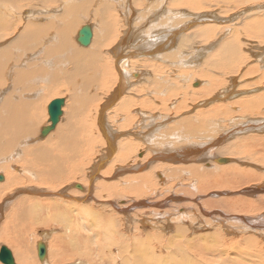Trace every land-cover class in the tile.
<instances>
[{"label":"rangeland","instance_id":"1","mask_svg":"<svg viewBox=\"0 0 264 264\" xmlns=\"http://www.w3.org/2000/svg\"><path fill=\"white\" fill-rule=\"evenodd\" d=\"M56 1L57 3L55 1L53 2L48 1V2L52 4L55 3L54 5H56L57 7L62 6L63 4L62 0H56ZM110 1L114 2L115 4L117 3L116 5H118V6H115L117 10L115 9L114 11H112V9H109L111 12L110 13L106 12L107 14H109L107 15L109 17L108 20L110 19L112 20V21L110 20V23L113 25L111 26L112 28L110 32L111 34L113 32L112 31L113 28H115L117 32H122L123 29L130 30V31L137 30L139 26L146 21V17H144V15L146 16L147 14V17L151 16L157 10L156 7L158 5L160 6L159 8L162 12H164L165 8L167 10L172 9L175 12L177 11V13L180 14L181 18L174 17L175 19H185V18L192 19L194 16L192 14H195L196 12H199V11H202L205 14H208L210 17H211V14L213 13H217L218 15L225 17V16H230V14H233L239 9H242V4H237L236 2L233 3L230 0H227V1L226 0H204V3L202 4L203 7L199 8V10L197 8H193L190 6H189L190 9L188 10V7L186 6L184 7V5H179L180 7L178 9L170 8L166 5V0L165 2H163L162 0H159V2L158 0L156 1L155 0H129L128 3H127V0H114V1L110 0ZM23 3L25 6L24 9L25 8L28 9V8H31L32 6H36V3L34 1H31L30 3H25V1H23ZM23 3L21 4L23 5ZM130 3L132 4V7L134 8L135 12L132 15H130L129 17L130 22H128L129 19L125 21L124 18L128 16L129 12L126 8V5ZM236 6L238 7L235 8ZM243 6H245L246 11H242L240 13L241 17L239 18V20L238 21L233 20L234 24L228 23L229 25H225L226 27H223V28L218 27V29H216L214 32V34H218V36L214 39L211 38L209 41L212 42L213 40H215V42H217L219 38H221V40L224 37L229 38L231 34L236 33V35H238L237 39L239 38L238 40L241 44L243 53H245V55L250 60L249 61L247 59V62L245 61L244 63L245 67H242L239 71L237 68V70L233 74L226 75L224 72H222V70L218 71V69L207 65L205 61L207 57L211 54V49H212V48L210 49V46L208 45L209 43L208 39L203 38V37L197 39V38H194L193 36L192 40H194L195 44L193 43V41H192L193 45L190 44L191 42H189L190 45H187L185 48H180L179 51L174 49L178 45L173 46L172 49L177 52V55L175 57H171V58L165 57V59H162L164 64H168L170 66V67L168 66L166 73L168 71V74H170L169 75L170 77L168 76L167 78L170 81V84H172L171 87L173 89L171 88V90L170 89L166 90L165 88L164 90L162 89L159 83V89H162V90L159 91L160 92L159 94H156L157 96L156 95L152 96L153 95L152 91L149 90L151 89L152 85H149L150 84L149 82L144 81L145 76L142 77L140 75L141 76L140 78L142 80L141 79L139 80L138 76H137L138 78L136 79L135 78L133 79V77L131 76V73H133V71H140V73H142L146 69H148V68H144V65H142V62L135 59L137 62V63L134 62L135 65L132 62L133 64L129 63L127 67H123L124 66L123 63H119L115 66L114 60L120 59L122 56L126 55L127 50L128 51L131 50V48L126 46V43H123L120 46L121 49H114L118 47V45H116V43H118L117 40H114L115 42H112L109 46L95 47L97 46V42H96L97 32L100 34L99 35L100 38H102L104 35L103 33H101V31L106 30L105 26L102 25V23L100 22V19H99L100 16L98 15V9H95V11L91 15L87 14L85 16L87 18H82V17L80 18L81 25L83 26L87 24L90 25L93 30L94 36L96 33V36L94 37V43L89 44V46H92L90 48L91 52H93L92 50L98 51V52L96 51V54L98 55V60H99L98 64L102 66L101 69L99 70L101 71L100 74L98 73L99 71L93 72V75H94L93 77L95 78H90L91 80L87 81L88 84L82 82V79L78 80L77 83L74 82L73 80L68 82L66 81V77L63 78L64 75H66L64 74L61 76L62 83H60L59 85H55L56 87L53 88L55 89V91L53 89L49 91L48 89L50 86H53L51 79H49L48 82L45 81L42 85L38 84L40 88L38 91H36L38 92V94H40V95L36 94V96L37 95L40 96L39 99L42 98L39 104L44 106V107L39 106V109L40 108H43V109H40L41 120L39 123H36V125L38 126V132L36 134H39V130H40L39 127H41L43 124L48 122V119L50 118V116L48 115V108H47L48 105L47 104L51 100L55 99L56 97H64V98L67 97L68 99L67 101L68 105H67V108L65 106L66 111H64L65 112L63 116L64 119H62V126L60 127L64 129L71 123L76 122V124L74 125V129L75 130L79 129L80 132H83V135L82 134L80 135L77 132V135H79L78 137H80V140L78 142L80 148L76 147L74 151V153H76L74 157L75 159L70 158V162L73 161L75 162V164L72 162L73 164L69 163L70 165L67 164L66 166L69 172L71 169V172H70L71 175H68L67 177L65 176L62 179V181H60L59 183L57 182L49 183L50 182L49 177H45V181H41L38 177L35 179L34 177L29 175L24 170V168H28V169H31L32 171H36L35 175L38 176L37 175L38 168H35L32 165L28 166L30 164L29 157L27 158L25 156L19 157L18 158L19 161L17 160L16 163H14V165L10 164L13 162V160L9 159L10 158L9 155L6 157L3 156L1 158V164L5 163L7 169H10L8 170L9 174L10 172H12V174L17 173L20 176H23L24 177L23 179L25 180V182L22 181V183L18 185H14V187L11 190L10 188H8L10 190V191L7 190L8 193L4 191L5 189L0 190V204L7 203L3 208V211L5 210L4 213L7 215L6 216L5 214L0 215V233L2 229H4V232H7L8 230H10L8 234H12L11 231H12L13 225L15 224L16 227L14 228V231L18 233L19 235V237H14V240L12 239L11 242H8L7 239L0 236V245L5 244L9 246L10 248H13L12 249L13 251L16 250L15 251L16 257H18V254H19L18 251L20 250L21 255H24V259L23 261H20L21 259L16 258V264H39V263L43 264L45 258L43 259L39 257V259H37V247L35 244L39 240L43 241L44 244L47 243V246L50 247L49 256L45 260V263L47 262L46 264H125L127 262L125 260L127 257L131 261L130 264H138L139 262L135 258V255L136 254L138 255V253H139V256H142L145 259V262L142 261V263L144 264L148 263V261H149V264H264V129H261L262 131H260V133L258 134L257 132L255 133L253 131H248L245 133H236V136H235V132H231L232 131L231 127L234 126L233 121H235V120L232 121V118L238 117L239 114H241V112L238 115L237 113H235V111L238 110V108H236L238 107V105L234 103L237 100L236 98H238V96H235L236 89L239 86L242 87L251 82L259 84L261 81L262 82L261 88L257 87V84H256V85L249 86L247 88L244 87V90L253 91L255 89V92L257 94L260 92H264V65H262L263 61L261 62V59L256 60L251 55V54H259V55L261 54L260 53L261 49L264 48V36L255 37V34L257 31L254 29V27L250 26L249 31L244 27V25L248 24L250 21H253L251 23H254V22H259V20H263L264 13L260 14L259 13L260 11H257L261 9V7L251 6V5H248V6L243 5ZM145 11L146 13H144L143 15L141 12H145ZM187 13H189L188 17H186ZM114 15H117V16L115 17ZM218 15L216 17H220ZM242 15H244L243 20H242L243 18ZM42 16H44V14H42ZM87 20H92L94 22L89 23ZM139 22H140V25H139ZM148 24L150 23H147L145 28L150 26V25L148 26ZM224 24L225 23H223L222 25ZM136 25H139V26H136ZM227 27H229L231 31L229 30V28L227 29ZM79 28L80 26L77 28V30H73V35L76 34V36L75 38H72L69 41H72L74 50L76 49L77 50H87L88 48H84L86 46L80 44L77 41V37L80 31L78 30ZM52 32L54 33V30ZM252 32L254 35H252ZM118 35H119L118 37H120L122 33H119ZM55 41H56V37L53 38V41L50 42L49 46L53 47ZM168 45L169 44L166 43L165 47H168ZM124 46L127 47L126 50H124ZM194 46L195 48L192 49V47ZM167 50H168L167 48H164L157 55H160V53L166 52ZM169 51H171V49ZM42 54L36 57L37 59H34V61L40 64L42 62L41 61ZM195 54H199L200 57L197 60H191L193 59V56ZM157 55L155 56L154 55H150V56L144 55V57H149L157 61ZM201 56H203V59L201 58ZM61 57H62L61 55H58V58H61ZM111 57L113 58L112 62L108 60ZM185 59L186 60L189 59L190 63L189 64L183 63L182 60L185 61ZM262 59L264 60V57ZM106 62L107 64H109L110 62V65H112V67L114 63V66L117 72H115V69L113 70L110 69L111 72L109 70L105 71L103 69L104 68L103 66H105ZM66 63L67 65L65 66ZM94 63H95V59H91L89 61L90 65H93ZM58 64L62 65V61H60ZM52 65L55 66V63H52ZM63 66H64L63 67L64 70H66L65 67L68 66L67 68L68 70L71 67V62H65L64 60ZM161 69L164 70L165 67H162ZM248 69L251 71H254V73L246 74ZM38 70L40 72H43L46 75L45 79H47V72L45 71V69L40 68ZM121 71L125 76H127L126 80L130 81V85H129L130 88L129 87L126 88L125 95L126 97L131 98L134 101L137 100L136 101L137 105L133 106L130 109L132 114L130 113V111L127 112V114L130 116H127V114L125 115L124 113L126 112L122 113V112L116 111L115 106H114L115 110L113 107L111 109L112 111L111 112L109 111L110 113L107 112L106 113L107 115L105 114L106 119L104 117V121L107 120L106 123H108V128H109L108 131L109 130L114 131V133L116 134L118 131H121V132L124 131V130H120L121 128L123 129L126 128L128 133L129 131L133 132L134 129H135L134 132L137 133L139 130L137 128V125L140 124L139 119H141L139 110L141 111L147 110L146 108H144V106H142V104L145 102L147 103L149 101L153 102L154 98L156 99L155 100L156 104H154L156 105V107H159V106L163 108H165V106L167 107V109L162 110V111H160L159 109H157V111L154 110L156 114L160 116L166 115L170 117L171 119H173L171 123H169V120L165 123L164 117L161 116V118H158V117L155 118L156 119L154 120L155 122L165 123L164 125H161V127L159 126L160 129L157 128L159 129V131L155 132L156 135H158L163 130L167 131V127L175 128L178 125V122L186 118L191 117L190 118L191 120L196 121V119H198L201 116L199 115V112H203V111L205 112L209 110V107H212L215 105H219V106L226 105L229 107L228 108L229 111L231 110V112L233 113L230 116H224V117H221L220 119H217V118L214 119V121H216V124H217L216 126L219 128L218 129L216 126L211 127V129L215 133L213 132L212 135L207 134L205 136H200L196 134V131H194V135H190L187 141L192 142V143L196 142V144L200 143V148L197 152H200L203 155V153L207 151V149L215 145V144L209 145V143L217 142L220 139L222 133H224L225 131L227 132L230 131L231 133L228 134V138L231 137L233 141L232 140L230 141L229 139L228 143L226 142L224 145H222V148L224 147H226L227 149L229 148L228 152L225 154H221L219 153V151L213 150V152H215L214 155L215 156L224 155L227 157L229 156L230 158L234 160L233 163H231V165H233L235 169L240 168L239 170L241 172L243 171V173H250V175H254L256 178L253 180H250L252 178L244 179L243 177H238L237 179L233 178L232 180V178H229L227 176L230 181L226 180V182L224 183L215 181V183H212L210 181H207L206 179L201 180L199 178L200 175H197L194 173L192 174L186 173L185 177L182 176V177H178L173 180H170V184L168 182L169 180L168 181L166 180L164 182L166 184H164L162 183L161 178L157 177L156 174L157 172L165 168L158 167V169L160 170L157 171L155 167L152 166L150 167V169H147L146 171L152 175L154 174L153 180H155L156 177L159 180L158 181L155 180L156 182L153 181L152 183L149 184V188L151 189L149 188H147L148 190L146 189V192L144 193L145 195L143 194L142 196L143 198L141 196L134 194L133 192L132 193L121 192L122 186L124 185L127 186L128 183L121 184L118 187L119 183L123 182V180H126V179L129 180L133 178L134 176H137V174H139L141 171L128 170L127 171L128 173L127 172L122 173V174L114 173V170L117 171L119 166L120 167H122V165L125 166V163H119L118 161H116L115 164H112V162L114 161V157L117 155L118 149L120 147V144L118 142L121 140L120 139L121 137H118L117 140L119 139L120 140L117 142L115 140L116 138L114 139L112 138L116 142V143L113 142L114 144H113L112 151L114 150L115 152L113 153L114 154L113 159H111L110 163L103 166L104 169H101L103 172L102 171L100 172V177L99 175L94 176L95 181L93 180L94 183L93 182L91 183V180L89 178V173H90V170L92 169L91 166L96 164L99 157H101L104 153L109 152V149H107L108 148L107 142L105 143L106 141L105 136L102 134V131L98 129L99 124H98V120L96 119V113H97L96 111H98L97 108L106 101V98L109 96L111 91L117 88L116 84L119 83V79L116 80L115 76L117 75L116 73L121 72ZM151 72L152 71L149 69L150 78L152 77ZM58 73L60 75L62 74L61 71H58ZM231 75L235 77V80L237 77V80H236L237 88L230 87V76ZM238 78L240 79V81L238 80ZM154 79L160 80L161 76L159 74H156V77H154ZM115 81L116 82L118 81V82L115 83ZM171 81L173 83H171ZM195 81L199 83L197 86L194 85V83H196ZM199 81H201V83ZM238 83H239V86H238ZM29 84L31 83H27V81L24 79L23 84L20 85L18 89H16L14 87V82H13L14 90H19L20 93H25L24 96H20V101L22 100L24 102H28V101L33 102L30 96L31 94L27 89ZM212 85L213 87H215L214 85H216L215 91L212 92L210 96L209 95L205 96L204 90L206 88H210ZM4 86L5 84L1 85L0 88ZM138 87L140 88L138 89ZM226 89L235 90L234 97L223 98V99H220L219 101L211 99L218 93L222 95L223 94L222 90H226ZM7 92H11V90H7ZM54 93L56 95L58 94L59 95L55 96ZM254 95L256 94L250 93L244 96L250 97ZM46 98L48 101L47 103H46ZM207 98H209L208 105H203L202 101H206ZM231 100L233 102H231ZM76 110L79 112H76ZM137 110L138 112H136ZM258 110H259L257 111L258 114L255 113L251 115L253 117H255L254 115H257L258 119H260V117L264 118V105L258 106ZM148 111H150L151 113V110H148ZM159 111L162 112V114ZM243 115L245 116V114ZM125 116H127V119H124ZM244 119L245 117H242V119L241 118L236 119V121L240 122L241 120V123L239 124H242L246 122ZM131 121H132L131 125L127 127L122 126L123 122L131 123ZM210 121H213V119L211 118ZM168 123L171 125H169ZM206 127L207 126H201L199 128L204 129ZM66 131H68V129H66ZM56 133L57 132L55 130L51 133L52 135L45 137L46 140L45 138L41 140H44V143L52 142L55 139ZM101 135L104 137L101 138L100 137ZM235 138H237L238 140ZM130 141L134 145L135 144L139 145L141 142L140 144L141 146L145 142L144 139L139 137L137 134L135 135V133L131 135ZM33 144L34 143H31L28 146L33 148ZM227 144H230V145L227 146ZM144 145H145V149L149 151L143 150L144 148H140L139 149L140 151L138 152L136 151L138 146L136 147L134 146L135 148L132 153L133 155L131 156L132 159H130V163H132V165L135 164L136 161H139L138 163H140V160L141 162H143V164L147 163L148 161H146L147 159L146 157H148V155H149L148 159L153 157L151 156L153 154H150L152 153V151L148 148L150 147V145L147 140ZM144 145L142 147H144ZM235 146L237 147L235 148ZM240 146H242L241 149H240ZM144 151L146 154L144 153ZM70 153L74 156L73 152L69 151V154ZM136 155H138L139 158H141L142 156L143 159L141 158L138 160L137 158L136 161H133ZM161 161L162 163L171 162L168 160H164V161L161 160ZM161 161L158 160V162H161ZM204 161H207V160H204ZM209 161H211L213 165H211L210 163V165L206 166L205 164L209 162L201 163V166L204 167V168L202 167L203 169L212 170L215 167L214 164L216 162H214V160L211 158ZM216 164H220V163H216ZM22 165L24 166V168L22 167ZM16 166L18 168H16ZM37 166L39 165L37 164ZM107 166L109 169H107ZM154 166H158V165H154ZM39 168H42V167L40 166ZM152 168L153 170H151ZM106 170H108L109 172H106ZM146 171L144 169V171H142L143 173L141 172V174L147 173ZM115 174L118 175V177L122 179V181L119 180L118 178L116 179V177H114ZM0 175L3 176V179H0V184H2L5 182L6 176L5 174L1 172H0ZM25 177H27L28 179H26ZM190 177L193 178L194 182L193 180H191L192 178ZM98 179L100 180V182ZM117 181H120V182H117ZM199 181H200V184H199ZM70 183L72 185H74L73 183H81L85 187H87L88 185H91V187L88 186V189L89 187L91 188V191H92V193L90 191L91 195H89L88 191H86L87 192L86 193L77 187L75 189L73 187L72 189L71 187L72 185ZM155 183L158 184V187L160 189H158L155 192V194H153L154 193L153 187L156 186ZM99 184L102 185V188L101 186L97 187V185ZM152 184H155V185L153 186ZM109 186H114L115 189L117 188L118 189L117 191L120 192L119 194L120 196L112 195L113 196L112 197L105 190V187H109ZM162 186L164 187L162 188ZM67 187L68 189L71 188L69 189L70 191H66V193L68 192V195L70 194V196L68 197H65L66 194H63L64 196H57V198H55L56 196L49 197L47 196L48 193H45V195L42 196V194L40 193L31 191V190H46V191H61L62 192L61 189H63V192L65 193V190L67 189ZM92 187L93 188L95 187V189L93 190ZM257 189L259 190L257 191ZM14 192L15 193L17 192L19 195L18 194L13 195ZM7 195H10V196L12 195L11 196L13 197L11 198L12 200L9 199V197H6ZM73 195H75V197H73ZM82 195L85 198L82 199ZM32 196L33 197L36 196V197L32 198ZM123 196L124 197L126 196V198L129 196L127 199H124L125 200L124 202H121V203H125L124 205L120 203L121 197ZM69 197H71V199L74 198L76 201H74V199L71 200ZM57 199L60 201H58ZM90 199H93V200L96 199V200L92 201ZM135 199H137V201ZM4 200H6L5 201L6 203L4 202ZM8 200H9V203H8ZM112 200L115 202H113ZM40 201L44 205L43 208L42 209L35 208L40 203ZM109 201H112V204L114 206L111 204V202L109 203ZM17 202L19 204V208L16 207ZM64 203L74 207L75 209H78V212H75L74 210L73 211L74 214H72V212H70V209L65 210ZM106 203H109L110 205L108 204V206H106L105 205ZM149 203L152 205H150ZM140 205H142L143 207ZM250 205H254L259 209H255L254 211H251L249 208ZM119 206H121V208H119ZM133 206H135L136 208H134ZM13 207L16 209L14 210ZM183 207L185 209H183ZM23 209L27 210L26 215L21 216L17 214V211L20 212ZM135 209L136 211H134ZM186 210H187V213H186ZM118 211H119V214L122 212L121 213L122 217L121 215L118 216L117 214ZM181 212L183 213L181 214ZM76 214H79V215H76ZM178 214L180 215L181 218L179 217ZM75 215H76L75 218L72 217ZM81 215H84V216H81ZM86 215L89 219V222H87L88 219L87 217H85ZM7 218H9V220H6ZM84 218H85V223H83ZM3 219H5L6 221ZM92 221L95 223H93ZM4 222H6L8 225ZM10 223H12L13 225ZM5 225H7L8 227L7 229L5 228ZM21 227H22V232H23L22 234H20ZM123 227H125V229ZM120 236H122V238ZM207 236L209 237L208 239H207ZM159 237L162 238L161 240H163L161 243H160V239L158 241L155 240ZM120 240L121 242H119ZM248 240L251 241L249 242L250 244L247 243ZM137 241H138L137 244L140 246H138L137 244L136 246H138L139 249L143 251L141 250L139 251L138 247H136L137 250L134 251L133 245ZM176 242H181L184 245L181 246L180 244ZM39 243L37 244V246L39 245ZM178 245H180L181 248L177 252L176 249L178 248ZM212 245H213V249L211 247ZM35 247H36V250H35ZM121 250H125L127 252V254H123L125 256L124 259L121 257ZM135 252L137 253L135 254ZM145 252L146 253L148 252V253L145 254ZM1 262L2 261L0 260V264H2Z\"/></svg>","mask_w":264,"mask_h":264},{"label":"bare ground","instance_id":"2","mask_svg":"<svg viewBox=\"0 0 264 264\" xmlns=\"http://www.w3.org/2000/svg\"><path fill=\"white\" fill-rule=\"evenodd\" d=\"M23 1H25V3H30L31 1H34L36 3V6H32L31 8H28V9L25 8L24 9L25 6H24ZM48 1H51V2L55 1L57 3L56 0H0V84L1 85L5 84L4 87L0 88V172L5 174V176H6L5 182L0 184V190L5 189L4 191H6V193H8V191H10L14 187V185H18V184L22 183V181L25 182V180L23 179L24 178L23 176H20L17 173H14V174H12V172H10V174L8 173V170H10V169H7L5 163L1 164V158L3 156H5V157L8 155L10 156L9 159L13 160V162L10 163L11 165H14V163H16L18 158L21 156H25L26 158L29 157L30 164L28 166L32 165L33 167L38 168V170H37L38 176L35 175L36 171H32L31 169L24 168L23 165H22V167L24 168V170L29 175H31L35 179L38 177L41 181H45V177H49V181H50L49 183H51V182L59 183L60 181H62V179L65 176L67 177L68 175H71V173H70L71 169L69 168L70 169V172H69L66 166H67V164L73 162V161L70 162V158L72 159L75 157L76 153H74V151H75L76 147L80 148L79 143H78L80 140V137H78L79 135H77V132L80 135L81 134L83 135V132H80L78 128H77L78 130H75L74 125L76 124V122L71 123L72 121L70 122L71 124L68 125L67 127H65L64 129H62V127H60V126H62V119H64L63 118V116L65 114L64 111H66V108L68 105L67 104L68 99L66 97L65 98V104L62 107L63 114L61 115L58 123L55 125L56 128L55 129L53 128L54 130L50 129V131L47 135H44L42 133L43 128L46 125L52 124V122L50 121V118H49L47 123H45L41 127H39L40 128L39 134H36L38 132V126L36 125V123L40 122V120H41L40 109H43V108L39 109V106H42L39 104L40 100L42 98L39 99L40 96H38V95H40V94H38V92H36V91H38L40 88L38 86V84L42 85L45 81L48 82L49 79H51L52 84H53V86H50L48 88L49 91H51L54 87H56L55 85H59L60 83H62L61 76L64 74H66V75H64L63 78L66 77V81H68V82L73 80L74 82L77 83L78 80L82 79V82L88 84L87 81H90L91 80L90 78H95V77H93L94 76L93 72H97L101 69L102 66L98 64L99 60H98V55L96 54L97 50H92L93 52H91L90 48L92 46H89V44L84 45V46H86L84 48H88L87 50H77V49L74 50V47L72 45V41H69L72 38H75V36H76V34L73 35V30H77V28L79 26H80V28L78 30H80L81 28L84 27L83 25L80 24V18L81 17L87 18V17H85L87 14L91 15L95 11V9H98V15L100 16L99 17L100 22L102 23V25L105 26L106 30L101 31V33H103V35H104L102 38H100V36H99L100 34L98 32H97V36L95 33L96 42H97V46H95V47L109 46L112 42H115L114 40H117L118 43H116V45H118V47L114 48V49H121L120 46L123 43H126V46L131 48V50L130 51L127 50L126 55L122 56L120 59H118V60L115 59L114 60L115 66L119 63H123V65H124L123 67H127L129 65V63H132V62L134 63V62H136V60H139L140 62H142V65H144V68H148V69H146L142 73H140V71H133V73H131V76L133 77V79L134 78L136 79L139 77V80L141 79L140 78L141 76L142 77L145 76V78H144L145 80L144 79L143 80L145 82H149L150 83L149 85H152L151 89H149V90L152 91V94H153L152 96H155L156 94H159L160 93L159 91L162 89L165 90V88H166V90H168V89L171 90V88H172L171 87L172 84H170V81L167 78L170 74H168V71L166 73V70L168 69L169 65L164 64L162 59H165V57L166 58L175 57L177 55V52L172 49L173 46L178 45L174 49L179 51L180 48H185L187 45L192 44V41L194 43V40H192L193 36H194V38H197V39L202 38V37L207 38L208 42L210 43V44L208 43V45L210 46V49L211 48L212 49H211V54L207 57V59L205 61V63L207 65L218 69V71L222 70V72H224L226 75L227 74H233L237 70V68L239 71L242 67H245L244 63H245V61L247 62V59L249 60V58L245 55V53H243L241 44L238 40L239 38L237 39L238 35H236V33L231 34L229 36V38L224 37L222 40H221V38H219L217 40V42H215V40L210 42L209 40L211 38L214 39L218 36V34H214L215 30L218 29V27L223 28V27H226L225 25H229L230 23H233L235 20H237V21L239 20V18L241 17L240 13L242 11H246L245 6H243V5H246V6L251 5V6L261 7V9H259L257 11H260L259 12L260 14L264 13V9H263L264 8V0H230L233 3L236 2L237 4H242V9H239L238 11L234 12L233 14H230V16H225V17L220 16L217 13L211 14V17H210L208 14H205L204 12L199 11V12H196L195 14H192V15H194L192 19H187L185 17H184L185 19H175L174 17H180V14L177 13V11L175 12L172 9L167 10L165 8L164 12H162L159 8L160 6L158 5L156 7L157 10L149 17H147V14H146V16L144 15V13H146V11L141 12L144 15V17H146V21L144 23H142L141 25L139 22L140 26L136 25V26H139V28L137 30L130 31V30L123 29L122 32H117V30L115 28H113V30H112L113 32L111 34L110 33L111 29H112L111 26H113V25L110 23L111 19L108 20L109 17L107 15H109V14H107V13L111 12L109 9H112V11H114L116 9L115 6H118V5H116L117 3L115 4L114 2H112L110 0H93L95 2H93L92 0H62V2H63L62 6L57 7L56 5H54L55 3L52 4V3H49ZM128 1L129 0H127V3H128ZM162 1L165 2V0H162ZM158 2H159V0H158ZM21 3H23V5ZM203 3H204V0H166V5L170 8H174V9H178L180 7L179 5H184V7L185 6L188 7V10L190 9L189 6L193 7V8H197L199 10V8L203 7V5H202ZM52 7H54V8H52ZM237 7L238 6H236L235 8H237ZM126 8H127L129 13H128V16L124 18L125 21H127L129 19L130 15H132L135 12L131 3L127 4ZM249 11H251V10H249ZM189 13H187L186 17H188ZM42 14H44V16H42ZM217 15L220 16V18L223 20L219 21L220 19L216 18ZM114 16L116 17L117 15H114ZM242 17H243L242 18V20H243L244 15H242ZM206 19H208V20L205 22L202 21V20H206ZM230 20H234V21H230ZM87 21L89 23L94 22L92 20H87ZM194 21L197 23L194 24ZM128 22H130V19L128 20ZM251 22H253V21H250L248 24H245L244 27L248 31L250 29V26L254 27V29L257 31L255 34V37L264 36V19L259 20V22H254V23H251ZM147 23H150V24H148V26L149 25L150 26L145 28ZM216 23H218V24H216ZM221 23L222 24L225 23V24L222 25ZM228 28L229 27H227V29ZM53 30H54L55 34L52 32ZM229 30H230V28H229ZM119 33H122V35L120 37H118ZM252 35H254L253 32H252ZM95 36L93 34V38H92V41L90 42V44L94 43V37ZM224 36H226V35H224ZM52 37L53 38L56 37V41L54 43V46L50 47L49 44H50V42L53 41ZM77 41H78V37H77ZM165 41L167 44H169L168 47H165L166 46ZM189 42H191V43L189 44ZM80 44H82V43H80ZM127 47L124 46V50H126ZM164 48H167L168 50L166 52L160 53V55H157ZM193 48H195V46L192 47V49ZM114 49H112V50H114ZM170 49H171V51H169ZM32 51H34V52H32ZM260 53H261L260 55L259 54H251V55L256 60L261 59V62L263 61L262 65H264V60L262 59L264 57L263 56L264 48L261 49ZM41 54H42V56H41L42 62L39 64L38 62L34 61V59H37L36 57H38ZM58 55H61L62 57L58 58ZM144 55H149V56L150 55H154V56L157 55V61H155L149 57H144ZM194 56H193V59H191V60H197L200 57L199 54H195ZM111 58H109L108 60L112 62L113 58L112 59ZM201 58L203 59V56H201ZM91 59H95V63L93 65L89 64V61ZM64 60H65V62H71V67L68 70H67L68 66L65 67L66 70H64V68H63L64 67L63 66ZM32 61H34V62H32ZM60 61H62V65L58 64ZM182 62L189 64L190 60L185 59V61L182 60ZM52 63H55V66H53ZM114 63H113V67H112V65H110V62H109V64H107V62H106L105 66H103L104 67L103 69L105 71L109 70L110 72H111L110 69H112V70L115 69V72H117L116 68L114 66ZM66 65H67V63L65 64V66ZM134 65H135V63H134ZM162 67H165V69L162 70L161 69ZM40 68L45 69V71L47 72V79H45L46 75L43 72H40L38 70ZM149 69L152 71L151 72V74H152L151 78H150V74H149ZM58 71H61L62 74L60 75L58 73ZM207 71H209V70H207ZM100 72L101 71H99L98 73L100 74ZM172 73H173V71H172ZM252 73H254V71H251L249 69L246 72V74H252ZM94 74H96V73H94ZM116 74H117L115 76L116 80L119 79V83H117L118 81L117 82L115 81V83H117L116 84L117 88L111 91L109 96L106 98V101L102 105H100L97 108L98 111H96L97 112L96 113V119L98 120V124H99L98 129H100L102 131V134L105 136V139H106L105 143L107 142V146H108L107 149H109V152L104 153L101 157H99L96 164L91 166L92 169L90 170V173H89V178L91 180V183L94 180V176L99 175V177H100V172L102 171L101 169H104L103 166L110 163L111 159H113V157H114L113 153H115L114 150L112 151L113 144L116 143L117 141H119L120 139L121 140L118 142L120 144V147L118 149L117 155L115 156L116 159L114 157V161L112 162V164H115V162L118 161L119 163H125V166H123V165H122V167L119 166L117 171L114 170V173H116V174L126 173L128 170L141 171L142 172V171H144V169L146 171L147 169H150V167L153 166V167H155V169L157 171L160 170V169H158V167L159 168H162V167L165 168V169L157 172L156 175H157V177L161 178L162 183H164L166 180L167 181L169 180L168 181L169 184H170V180H173L175 178L182 177V176L185 177L186 173H190V174L194 173V174L200 175L199 178L201 180L206 179L207 181H210L212 183H215V181L224 183V182H226V180H229L228 177L232 178V180H233V178L237 179L238 177H243L244 179L252 178L250 180H253L256 178L254 175H250V173H243V171L241 172L239 170L240 168L235 169L234 166L231 165V163H233L234 160L232 158H230L229 156L228 157L224 156V155L223 156L222 155L221 156H215L214 155L215 152H213V150L219 151V153H221V154L227 153L229 148L228 149L226 147L222 148V145H224L226 142L228 143L229 139H230V141L231 140L233 141V139H231V137L228 138V134L231 132H235V136H236V133H245L248 131H253L255 133L257 132V134H258V133H260V131H262L261 129H264V118L259 116L260 119H258L257 115H254L255 117H253L251 115V114H255V113L258 114L257 111L260 110V109L258 110V106L264 105V92H260L257 94L255 92V89L253 91L244 90V87L247 88L249 86L256 85V84H257V87L261 88L262 87L261 81L259 84L251 82V83H248L242 87H240L239 83H238L239 87L237 88L236 87L237 77L235 80V77H233L231 75L232 77L230 76V87H236L238 90L237 89H236V91L235 90H228V89L222 90L223 91L222 95L220 93H218L217 95H215L214 97L211 98V99L217 100V101H219L220 99H223V98H232V97H234V91H235V93H236L235 96H238V98H239V100H238V98H236L237 100L234 102L236 105H238V107H236V108H238V110L237 111H235L234 109L233 110L235 111V113H237V115L240 112H241V114H239L238 117H233V118L231 117L232 121L235 120V121H233L234 126L231 127L232 131L231 132L225 131L224 133L221 134V137L217 142L209 143V145H214V144L215 145L213 147L207 149V151H205L202 155V153L197 152L200 148V143L196 144V142H193V143L189 142V141H187L188 137L190 135H194V131H196V134H198L200 136H205L207 134L212 135L214 131L211 129V127L217 125L216 121H214V119L215 118L220 119L221 117L232 115L233 112H231V110L229 111L228 106H226V105H223V106L215 105V106L209 107V110H207L205 112L204 111L203 112L198 111L199 115H201V116L199 118L197 117L198 119H196V121L191 120L190 119L191 117L189 116L190 118H186V119L178 122V125L175 128L174 127H167V131L163 130L158 135H156L155 132L159 131V129H160L159 126L161 127V125H164L168 120H169V123H171L173 119L164 115V113H163L164 116H162V115L161 116L164 117L165 123L154 121V120H156L155 118H157V117L161 118V116L156 114V112L154 110L157 111V109H159L160 111H162V110L167 109L166 106H165V108H163L161 106L156 107V105H154V104H156L155 103L156 99L154 98L153 99L154 103L152 101H149L147 103L145 102L146 104L145 103L142 104V106H144V108H146L147 110H144V111L139 110L140 111L139 114L141 115V119H139L140 124L137 125V128L139 129V130L137 129L138 130L137 133L134 132L135 129L133 132L129 131V133H128L126 128L125 129L121 128L120 130H124V131L123 132L118 131L115 134L114 131H110V130L108 131L109 128H108V123H106L107 120L104 121V117L107 115L106 113L109 111L111 112L112 111L111 109L115 106L116 111L122 112V113L126 112V113H124L126 115L127 112H129V111L131 113L130 109L133 106L137 105V102H136L137 100L134 101L131 98L126 97V95H125L126 94V88H128L130 85V81L126 80L127 76H125L122 73V71L118 72ZM156 74H159L161 76L160 80L154 79V77H156ZM213 76H214V74H213ZM24 79L27 81V83H31L28 85L27 89L31 94L30 96H31L33 102H30V101L24 102L22 100L20 101V96H24L25 93H20L19 90L13 89V82H14V87L16 89H18L19 86L23 84ZM238 80L240 81L239 78H238ZM239 81H237V82H239ZM199 82L201 83V81H199ZM159 83H160V86L162 87V89H159ZM171 83H173V82L171 81ZM221 84H223V83H221ZM214 86L216 87V85H214ZM215 87H213V85H212L210 88H206L204 90V95L210 96V94L215 91ZM139 88L140 87H138V89ZM239 88H241V89H239ZM7 90H11V92H7ZM53 90L55 91V89H53ZM250 93H255L256 95L250 96V97L244 96V95H248ZM36 94H38V95L36 96ZM58 95L55 94V96H58ZM56 98H61V97H56ZM209 98H207L206 101H202V104L208 105ZM47 102L48 101L46 98V103ZM50 102L47 105H49ZM206 102H207V104H206ZM231 102H233V101L231 100ZM65 106H66V108H65ZM42 107H44V106H42ZM45 107H46V105H45ZM115 107H114V110H115ZM195 107H197V106H195ZM47 108H48V106H47ZM136 109H137V107H136ZM148 110H151V113ZM76 112H79V111L76 110ZM136 112H138V110ZM43 113H45V112H43ZM160 113L162 114V112H160ZM243 114H245V116ZM48 115H49V112H48ZM48 115H47V117H48ZM72 115H74V114H72ZM136 115H137V113H136ZM127 116H130V115L127 114ZM127 116H125L124 119H127ZM242 117H245L244 120L246 122L244 121L245 123L239 124V123H241V120H240V122H237L236 119H240V118L242 119ZM211 118L213 119L214 122L210 121ZM105 119H106V117H105ZM128 122H123L122 126L127 127V126L132 124V121H131V123H128ZM169 125H171V124H169ZM201 126H207V127L204 128L205 129L204 130L203 128H199ZM157 128H159V129H157ZM66 129H68V131H66ZM87 129H89V128H87ZM199 129H201V130H199ZM51 130H53V131L56 130V132H57L55 134L56 136H55L54 141L44 143V140H41V139L52 135L51 133L53 131H51ZM242 131H244V132H242ZM253 132H252V134H253ZM133 133H135V135L137 134L139 137L144 139L145 142L147 140L149 145H150V147H148V148L152 151V153H150V154H153V155H151L153 157L148 159L149 158V155H148V157H146L148 160L145 158L146 161H148L147 163L143 164V162H141V160H140V163H138L139 161H136L137 158H138V160L141 158L143 159L142 156H141V158H139L138 155H136V157L133 160V161H136V163H135L136 165L135 164L132 165V163H130V159H132L131 156L133 155L132 154L133 150L136 146H138L136 149V151H138V152L140 151L139 150L140 148H144L143 150H146L145 145H144L145 142H144V144H142V146L144 145V147H142L140 145L141 142L139 145L138 144L134 145L130 141L131 135ZM153 133H154V135H153ZM104 136L101 135L100 137L102 138ZM81 137H83V136H81ZM118 137H121V138L119 140H117ZM112 138L113 139L116 138L115 139L116 142ZM235 139H237V138H235ZM45 140H46V138H45ZM247 140H248V138H247ZM42 141H43V143H42ZM234 142H232V143H234ZM31 143H34L33 148L28 146ZM48 143H49V145H48ZM104 145H106V144H104ZM228 145H230V144H227V146ZM139 146H141V147H139ZM243 146H245V145H243ZM236 147L237 146H235V148ZM241 147L242 146H240V149H241ZM69 151L73 152L74 156L71 153L69 154ZM146 151H149V150H146ZM144 153H145V151H144ZM233 155H234V153H233ZM210 158L213 159L214 162L220 163V164H216V163L214 164L215 167L213 168L214 170L212 169L213 171L211 169H210L211 171L205 170V169H203L204 167L201 166V163H204V162H209V163L205 164L206 166L210 165V163L212 161V160L209 161ZM222 158H228V161L222 162L221 161ZM6 159H8V158H6ZM158 160L159 161L168 160V161H171L172 163L171 162L170 163L169 162L162 163V161L158 162ZM204 160H207V161H204ZM73 163L75 164V162H73ZM37 164L39 166H37ZM154 165H158V166H154ZM211 165H213V164L211 163ZM40 166L42 168H39ZM236 167H238V166H236ZM1 168H2V170H1ZM16 168H18V167L16 166ZM107 169H109L108 166H107ZM151 170H153V168ZM106 172H109V171L106 170ZM141 172L139 174H137V176H134L133 178H131L129 180L126 179V180H123V182L117 181V182H120L118 187L121 184L128 183L127 186H125V185L122 186L121 192H125V193L126 192H128V193L133 192L134 194L142 197L143 194L146 192V189L149 188V184L155 180H157V181L159 180L157 177L155 180H153L154 174L152 175L147 171H146L147 173L141 174ZM116 174L114 177H116V179L118 178L119 180L122 181V179H120L118 177V175H116ZM25 178L28 179L27 177H25ZM190 178H192V177H190ZM0 179H3V176H1ZM191 180H193V178ZM85 182H87V181H85ZM99 182H100V180H99ZM114 182H116V181H114ZM193 182H194V180H193ZM73 184L74 185L71 184L72 186L70 185L72 187V189H73V187H74V189L77 187V188H80L84 192L88 191L89 195H91V193H92L91 188H90L91 185L87 184L88 186H90L88 189V186L85 187L81 183H73ZM155 184H156V186L153 187ZM155 184H152L153 185L152 187L154 189L153 194H155V192L158 189H160L158 187V184L157 183H155ZM164 184H166V183H164ZM199 184H200V181H199ZM81 186H83V187H81ZM99 186H101V188H102L101 184L97 185V187H99ZM163 187L164 186H162V188ZM172 187H173V185H172ZM8 188H10V190ZM67 189H68V187H67ZM67 189L65 190V193L63 192V189H61L62 192L61 191H46V190H31V191L36 192V193H40V194H42V196L45 195V193H48L47 196H49V197L50 196H56L55 198H57V196H64L63 194H66L65 197L70 196V194L68 195V192L66 193V191H70L69 189H71V188H69L68 190ZM94 189H95V187L93 188V190ZM149 189H151V188H149ZM259 189H260V187H259ZM259 189H257V191ZM105 190L111 196L120 194V192L117 191L118 189L117 188L115 189L114 186L105 187ZM90 191H91V193H90ZM98 191H99V189H98ZM6 193H5V195H6ZM217 193H219V192H217ZM17 194H18L17 192L16 193L14 192L13 195H17ZM11 196L7 195L6 197H9V199H11ZM126 196L121 197L120 203L124 202L125 201L124 199H127L129 197L128 196L126 198ZM131 196H132V194H131ZM35 197L32 196V198H35ZM73 197H75V195H73ZM69 198L71 199V197H69ZM83 198H85V197H83V195H82V199ZM72 199H74V198H72ZM82 199H81V201H82ZM90 200L94 201L96 199H94V200L90 199ZM113 200H114V198H113ZM135 200L137 201V199H135ZM5 201L6 200H4V202ZM58 201H60V200H58ZM74 201H76V200L74 199ZM112 201H109V203L111 202V204H112ZM118 201H119V199H118ZM113 202H115V201H113ZM130 202H131V200H130ZM8 203H9V200H8ZM77 203H79V202H77ZM109 203H106L105 205L108 206ZM133 203H134V201H133ZM6 204H0V215L5 214L4 213L5 210L3 211V208ZM64 204H65V206H64L65 210L70 209V212H72V214H74L73 213L74 210H75V212H78V209H75L74 207L67 205L66 203H64ZM88 204H90V203H88ZM121 204L124 205L125 203H121ZM49 205H50V203H49ZM112 205H111V207H112ZM150 205H152V204H150ZM43 206H44L43 203L40 201V203L35 208L42 209ZM121 206H119V208H121ZM140 206H142V205H140ZM16 207L19 208L18 202H17ZM20 207H21V205H20ZM133 207L136 208L135 206H133ZM134 208H132V209H134ZM249 208L251 211H254L255 209H259L254 205H250ZM15 209L16 208H14V210ZM179 209H180V207H179ZM183 209H185V208L183 207ZM134 211H136V209ZM124 212H126V211H124ZM121 213L119 214V211H118V213H117L118 216H120ZM182 213L183 212H181V214ZM186 213H187V210H186ZM17 214H19L21 216L26 215L27 210L23 209L20 212L17 211ZM6 215L7 214H5V216ZM76 215H79V214H76ZM76 215L72 216V217L75 218ZM81 216H84V215H81ZM81 216H79V217H81ZM85 217H87V215ZM121 217H122V215H121ZM179 217H180V215H179ZM87 219H88V217H87ZM3 220H5V219H3ZM6 220H9V218H7ZM148 220H149V218H148ZM87 222H89V219ZM4 223H6V222H4ZM83 223H85V218H84ZM93 223H95V222H93ZM10 224H12V223H10ZM7 225H5L6 229L8 228ZM3 227H4V225H3ZM15 227H16V225L14 224L12 231H11L12 234H8L10 230H8L7 232H4V229H2L0 236L7 239L8 242H11L12 239L14 240V237H19L18 233H16L14 231ZM123 228L125 229V227H123ZM22 233L23 232H22V227H21V233L20 234H22ZM123 234H124V232H123ZM120 237L122 238V236H120ZM87 238H89V237H87ZM153 238H155V237H153ZM208 238L209 237L207 236V239ZM159 239H160V243H161L163 241V240H161L162 238L159 237L155 240L158 241ZM39 242H41V243H39ZM42 242L43 241L39 240L35 244L37 247V259H39V257L41 258L40 254H39V246H40V244H42ZM119 242H121V240ZM249 242H251V241L248 240L247 243H249ZM38 243H39V245L37 246ZM137 243H138V241L135 242L133 245L134 251L137 250L136 247L140 246ZM176 243L180 244L181 246L184 245L181 242H176ZM43 244H44V242H43ZM136 244L138 246H136ZM4 245L5 244H1L0 245L1 248ZM180 245H178V248L176 249L177 252L181 248ZM45 246H46V254L43 257V259L45 258V260H46L49 256L50 247L47 246V243H45ZM36 247H35V250H36ZM211 247L213 249V245ZM1 248H0V250H1ZM8 248H10V247L8 246ZM10 249L12 250L13 248H10ZM138 250L140 251L141 249H139V247H138ZM15 251L12 250V253H13V256L15 259V263H16V258H19V259H21L20 261H23L24 255H21L20 250L18 251L19 254L17 253L18 257H16ZM141 251H143V250H141ZM136 253L137 252H135V254ZM141 253H143V252H141ZM147 253L145 252V254H147ZM123 254H127V252L125 250H121V257L124 259L125 256ZM35 255H36V253H35ZM20 256H21V258H20ZM135 258H136V260H138V262H139V263L137 262L138 264H144V263H142V261L145 262V259L142 256H139V253H138V255L137 254L135 255ZM147 258H148V256H147ZM45 260H44L43 264L47 263V262L45 263ZM125 260L127 261L126 263L123 261L125 264H130L131 261L128 259V257ZM1 263L3 264V262H1ZM146 264H149V261Z\"/></svg>","mask_w":264,"mask_h":264},{"label":"water","instance_id":"3","mask_svg":"<svg viewBox=\"0 0 264 264\" xmlns=\"http://www.w3.org/2000/svg\"><path fill=\"white\" fill-rule=\"evenodd\" d=\"M216 18L220 19L219 21L223 20L220 17H216ZM207 20L208 19L202 20V21L205 22ZM230 21H233V20H230ZM195 23H197V22L194 21V24ZM92 38H93V30H92L90 25L87 24L83 28L80 29L79 34H78V41L80 43H82L83 45H88L92 41ZM198 84H199L198 82L194 83V85H196V86ZM64 104H65V98L61 97V98L53 99L50 102V104L48 105V112H49L50 121L52 122V124L46 125L43 128L42 133L44 135H47L49 133L50 129L55 128V125L58 123L61 115L63 114L62 107L64 106ZM221 161L226 162V161H228V158H222ZM39 254H40L41 258H43L46 254V246L43 243L40 244V246H39ZM0 260L5 264H16L12 250L10 248H8V246H6V245L2 246V248L0 250Z\"/></svg>","mask_w":264,"mask_h":264},{"label":"crops","instance_id":"4","mask_svg":"<svg viewBox=\"0 0 264 264\" xmlns=\"http://www.w3.org/2000/svg\"><path fill=\"white\" fill-rule=\"evenodd\" d=\"M12 198V197H11Z\"/></svg>","mask_w":264,"mask_h":264}]
</instances>
